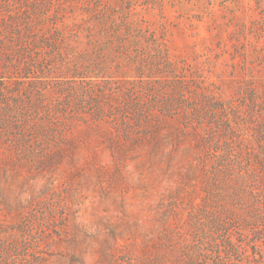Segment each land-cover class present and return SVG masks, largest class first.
<instances>
[{
	"label": "rangeland",
	"instance_id": "obj_1",
	"mask_svg": "<svg viewBox=\"0 0 264 264\" xmlns=\"http://www.w3.org/2000/svg\"><path fill=\"white\" fill-rule=\"evenodd\" d=\"M0 264H264V0H0Z\"/></svg>",
	"mask_w": 264,
	"mask_h": 264
}]
</instances>
